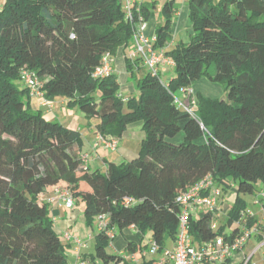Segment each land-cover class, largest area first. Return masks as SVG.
Wrapping results in <instances>:
<instances>
[{
    "label": "trees",
    "instance_id": "obj_1",
    "mask_svg": "<svg viewBox=\"0 0 264 264\" xmlns=\"http://www.w3.org/2000/svg\"><path fill=\"white\" fill-rule=\"evenodd\" d=\"M174 0L163 7L166 20L156 28L154 47L169 36ZM192 35L166 53L174 77L164 83L147 73L139 95L124 103L112 72L94 77L105 54L133 45V24L120 0H5L0 10V264H67L66 247L54 229L46 190H67L84 206L88 228L104 217L95 247L82 256L90 264H127L106 248L108 232L133 228L164 249L176 239L181 209L176 198L210 176L222 195L235 183L226 219L211 229L212 214L191 217L189 233L198 243L222 235L226 227L256 229L264 239V221L242 215L243 196L257 197L264 185V0H188ZM149 3L133 9L134 23L148 20ZM136 76L139 60L126 58ZM29 70L51 101L66 99L86 118L99 120L96 133L119 138L127 126L141 123L138 153L127 162L108 163L104 172L84 168L83 139L32 110L29 90L20 88ZM205 77L223 85L225 99L194 92V115L174 103L175 93ZM139 245L128 242L127 255ZM140 253L143 251L139 248ZM143 259V258H142ZM140 264H152L145 259Z\"/></svg>",
    "mask_w": 264,
    "mask_h": 264
},
{
    "label": "built area",
    "instance_id": "obj_2",
    "mask_svg": "<svg viewBox=\"0 0 264 264\" xmlns=\"http://www.w3.org/2000/svg\"><path fill=\"white\" fill-rule=\"evenodd\" d=\"M146 0H120L123 6L125 17L133 24V45L128 52L127 58L133 63L140 61L141 66L148 70L149 73L160 75L163 72L161 66L173 68V61L166 57L163 50L158 51L154 44L156 38L146 36L145 20L133 21V9L139 12V5ZM160 72H159V71ZM112 72L111 60L109 54H105L101 59V64L94 71V77L104 78ZM21 80L25 88L29 90L31 97L38 96L41 98V107L51 108L50 101L46 100L40 91V81L35 73L24 70L21 73ZM181 97L174 96V103L183 111L190 115H194L196 111V101L192 89L181 90ZM96 146H102L109 150H115L116 142L112 139H106L100 135L96 137ZM87 157H82L83 163ZM59 197L65 204L66 208H72L75 204L70 193L65 190L60 192ZM222 197L219 188L214 186L210 176L205 177L187 191L182 192L176 198L181 212L179 224L177 228L176 239L173 241L172 248L161 249L154 240H150L149 248L141 252V257L145 259L148 255L151 257L152 264H227L233 256L240 252L255 233L252 229H247L243 225H238L234 235L229 237L216 236L215 238L198 243L193 241L189 233L190 218L199 211V209H207L212 214L211 229H217V220L220 217V210L217 206V198ZM256 205L264 204V186L259 191ZM242 215L252 216L251 213L243 212ZM106 229V221L104 217L97 219V230L102 232ZM108 237L113 238V232L107 233ZM78 246L83 247L80 241H76ZM264 245V240L261 244ZM253 252L243 257L240 264L251 263ZM125 261L130 260L132 263H138L135 255L129 257L122 256ZM74 264H90L87 260L79 257ZM123 264V263H120Z\"/></svg>",
    "mask_w": 264,
    "mask_h": 264
},
{
    "label": "crops",
    "instance_id": "obj_3",
    "mask_svg": "<svg viewBox=\"0 0 264 264\" xmlns=\"http://www.w3.org/2000/svg\"><path fill=\"white\" fill-rule=\"evenodd\" d=\"M177 25L179 24L177 23ZM187 28L183 30L184 39H188V37L190 38V35L188 34L189 31L187 30ZM149 33L150 35H152L153 31H150ZM182 41L185 42V40H182ZM129 50H130L129 47H126V48L121 47L117 49L114 55L109 54L110 59H112L113 61L112 62L113 72L116 75L119 84H121L120 88L122 91V95H126L127 92H131V93L133 92V88L130 86H127V83L129 82V79H130L129 76L131 75L127 70V64H126V58H127ZM161 69H163L162 74L168 73L167 71L168 67L161 66ZM170 69H173V68H170ZM141 71L142 70H140V72ZM192 91L193 93L195 92L194 90ZM31 98H34L36 100V107H37L36 110H39L43 118H45L46 120H52L53 118H58V115L56 114V111H55V105H58L59 107H65L66 105V99L63 97H57L58 99L57 102H55L56 98L51 100L50 101L51 108L41 107L42 100L40 97L34 96ZM60 112L62 113V111ZM74 119L75 117L73 116L72 120ZM78 119L80 121H78ZM75 121L77 122L78 127L81 126V122H84L83 118H76ZM79 122L80 124H78ZM129 126L126 127V129L124 130V132L119 138H110L116 142V146H115V150H109L102 146H96V137L98 136V134L96 133V128L95 127L91 128L90 124H88L87 135H85V140L83 141V147L79 151V153L82 156L87 157V159L83 163L84 168L88 170H95V169L103 168V170H106V166L108 163L113 162V163L119 164L122 162L129 161L132 157H134L140 149V143L143 138V131H142L141 123L136 124L133 127H131L132 125H129ZM137 128H138V131L135 130ZM125 140L129 141L127 145L124 144ZM263 186L264 185H259L258 190L260 191ZM62 191H65V190L60 189V188L46 190L42 194H40L39 198L41 201H43L46 204L49 210V214L54 222L55 231L58 233L59 236L64 235L62 238V243L65 245L66 249L69 250V253H68L69 255H67L66 253L67 260H68L67 264H74L79 257L86 256V255L88 256L92 254L93 251L90 250V247H91L90 245H91V240L93 238V233L91 232L92 230L90 231L89 230L90 228L86 226L85 218L83 215L84 208L82 207L81 203H78V204L75 203L72 208H66L65 204L61 201L59 197V194ZM221 200H223L221 202L222 204L224 202L223 197L221 198ZM261 206L264 208V204H262ZM258 221L263 222L264 220L261 218H258ZM222 224L217 223L218 227L219 225H222ZM130 229L136 232L135 229L133 228H130ZM68 230L71 231L70 233H72V236H70ZM254 231L255 233L251 237V239L253 238L252 241L250 239L248 243L245 245V247L240 252L236 253L227 264H240L243 257L248 256L246 254V250L248 246L253 247L249 255L252 252H253V255L258 252L257 250L262 247L261 244L264 239L262 241H259L258 239L260 236H257L258 233L255 228H254ZM232 234L234 235V226L231 228L230 233H225V230H224V233L221 236L229 237ZM116 238H117V235L116 233H114L113 240L115 241ZM76 241H80L83 244V247L78 246ZM172 247H173V242L171 241L170 246L169 247L167 246V248H172ZM113 253H118L119 255L126 257L123 251L117 252L114 249ZM261 259L262 261H264V253L261 254ZM126 261H127V264H140V262L132 263L130 260H128V258Z\"/></svg>",
    "mask_w": 264,
    "mask_h": 264
},
{
    "label": "rangeland",
    "instance_id": "obj_4",
    "mask_svg": "<svg viewBox=\"0 0 264 264\" xmlns=\"http://www.w3.org/2000/svg\"><path fill=\"white\" fill-rule=\"evenodd\" d=\"M171 0H146L147 3L151 5L150 7V16L148 20L145 21L146 23V31L145 34L149 38H156V28L159 25H163L166 16L163 13V7L166 3H168ZM5 0H0V10L2 6L4 5ZM173 17L169 26V36L168 39L165 43V46L162 49H157L158 51L163 50L165 56L166 53L170 52L172 49H174L176 46H178L181 43H187L189 40L184 39L183 36V30L187 28L189 31V35H192V23L189 18V6H188V0H174L173 3ZM177 23L179 25H177ZM150 31H153L152 35H150ZM187 38V37H185ZM182 40H185L183 42ZM188 40V41H186ZM168 57V56H166ZM159 71V70H158ZM168 73L167 74H162L160 71V76L161 80L165 83L168 82L170 79L174 77V70L168 68ZM149 73L147 69L143 68V70L136 76H129V82L127 83V86H130L133 88V92H127L126 95H122L121 88L119 89V95L123 99L124 103L128 98L131 97H137L139 95V89H138V80L144 76L145 74ZM17 85L20 88H23V81L20 79L17 81ZM121 86V84H119ZM191 89L195 91V93L200 94L204 98H211V99H225L226 91L220 83H213L207 80L205 77L201 78L200 80L196 81L195 83L192 84ZM126 96V97H125ZM175 96L178 98H182L180 92L175 93ZM58 99L56 98L55 102H57ZM30 103H31V108L32 110H36V100L34 98H30ZM58 107V108H57ZM55 111L56 114L58 115V118H53L51 121H55L56 123L60 124L63 127L78 130L81 134V137L83 141L85 140V135H87V130H88V124H90L91 128L95 127L99 120L96 118H86V116L76 107L74 108H69L65 105V107H59L58 105H55ZM62 111V113L60 112ZM75 117L74 120H72V117ZM76 118H83L84 122H81V126H77V122L75 121ZM78 121H80L78 119ZM80 124V122L78 123ZM139 124V123H133L130 124L133 127L134 125ZM130 127V126H129ZM138 131V128L135 129ZM129 141L125 140V145H127ZM134 144V142H133ZM138 153V152H137ZM84 157V156H82ZM127 162V161H126ZM96 170V169H95ZM98 170L104 172L103 168H99ZM235 183L233 184L232 188L226 193L223 194L222 197L224 199V202L221 204L223 200H221L222 197L217 198V206L220 210V217L217 220L218 224H222L224 220L226 219L227 215V210L230 208L234 201V196H235ZM243 209L246 213H251L252 216H255L257 219L261 218L264 220V208L262 206L256 205L254 202L256 201V197L252 196H243ZM82 207L84 208L83 204L81 203ZM207 212V209L201 208L197 213H195V217H201L203 214ZM96 219L94 220L93 223V228H90L89 230L93 233V238L91 240V247L90 250L93 251L95 247V235H97V225H96ZM254 230V229H252ZM231 228L226 227L225 228V233H230ZM70 236H72L71 231L68 230ZM117 238L116 240H112L108 247L106 248V251L110 254L114 252V249L117 252L123 251L124 248L127 245L128 242H134L140 247H142L143 251L147 250L149 248V242L151 240V232L147 231L144 234L136 231H132L131 229H126L124 231H116ZM64 235L59 236L60 240L62 242V238ZM253 239V238H252ZM251 239V241H252ZM171 244V240L167 241V246L169 247ZM140 247H138L137 251L134 253L136 259L139 262H142V257L140 253ZM253 247L248 246L246 250V254L249 255L251 249ZM258 252L255 253L251 257V263H256V264H264V261L261 259V254L264 253V245L257 250ZM67 255H69V250L66 249ZM126 257H129L125 252H124ZM151 259V257L148 255L145 260L148 261ZM101 264V263H99Z\"/></svg>",
    "mask_w": 264,
    "mask_h": 264
}]
</instances>
